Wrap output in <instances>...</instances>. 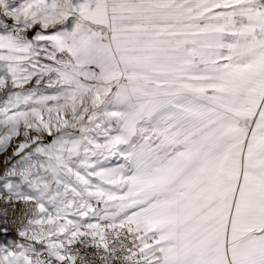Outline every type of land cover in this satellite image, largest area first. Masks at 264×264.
Segmentation results:
<instances>
[{
    "label": "snow or ice",
    "instance_id": "6c2138e0",
    "mask_svg": "<svg viewBox=\"0 0 264 264\" xmlns=\"http://www.w3.org/2000/svg\"><path fill=\"white\" fill-rule=\"evenodd\" d=\"M0 264H264V0H0Z\"/></svg>",
    "mask_w": 264,
    "mask_h": 264
}]
</instances>
